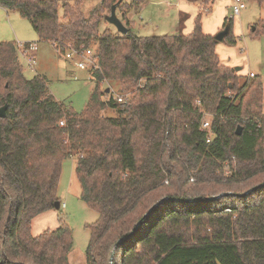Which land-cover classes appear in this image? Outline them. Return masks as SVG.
<instances>
[{
  "label": "trees",
  "instance_id": "16d2710c",
  "mask_svg": "<svg viewBox=\"0 0 264 264\" xmlns=\"http://www.w3.org/2000/svg\"><path fill=\"white\" fill-rule=\"evenodd\" d=\"M119 1L102 0L88 17L83 0L64 3L63 22L58 0H0L63 54L97 44L99 65L76 112L45 77H25L16 42H0V264H70L71 228L60 220L34 237L32 224L60 206L62 164L73 157L81 200L99 217L87 225L88 264H264V83L216 53L236 45L234 19L222 42L204 34L215 0H202L190 35L140 37L129 13L146 0H132L117 7L128 34L101 32ZM250 35H264V21ZM112 82L120 95L105 100Z\"/></svg>",
  "mask_w": 264,
  "mask_h": 264
},
{
  "label": "rangeland",
  "instance_id": "374dc122",
  "mask_svg": "<svg viewBox=\"0 0 264 264\" xmlns=\"http://www.w3.org/2000/svg\"><path fill=\"white\" fill-rule=\"evenodd\" d=\"M83 1L82 12L86 17L102 3V0ZM131 1L120 0L116 5L118 7L122 2L129 3ZM182 1L186 2V0ZM245 1L246 9L242 11L239 17L233 18V33L237 37L236 45L229 46L220 43L218 44L220 46L217 52L224 65L235 69L240 68L238 73L243 77H250L249 73L253 72L257 76H260L264 83V35L259 37L250 35L252 27L258 22L264 21V4L260 5L250 0ZM75 2L76 0H58L59 16L63 22L67 21L63 15V4H74ZM202 5V9L205 8L207 10L208 5L205 6L203 2ZM134 10L137 11L138 9ZM131 11L128 13L129 18L133 19L131 30L134 35L150 37L170 34L168 30L173 25H170V21L168 22L170 27L161 22L162 17L158 14L156 7L149 6L144 10L143 15L136 17ZM116 14L121 20V14L117 13V8ZM110 15L111 12H105L106 17ZM225 17H232L228 0H215L211 5V12L203 15L202 24L205 23V29L211 28L213 30L214 26L223 22ZM123 24L125 25L124 22ZM0 26H3L9 33H13L12 40L23 43H38L37 66H35L34 70L28 67V59L19 55V62L23 67L25 77L28 79H32L35 76L45 77L50 93L56 100L61 102L66 109L82 112L94 88V83L90 79V72L78 69L75 63L69 62L66 59L65 54L56 50L50 43L40 41L31 23L22 18L18 12L6 13L0 10ZM100 29L101 32L105 29H111L116 34H121L113 25L108 24L106 20H103ZM220 32L214 33V37ZM90 48L96 52L97 44H92ZM102 87L104 90L110 91V93L106 94L105 100L120 95V85L118 82L104 83ZM107 115L115 117L112 111H109ZM211 119V115L207 114L204 121H210ZM76 162V157L64 160L58 186L60 207L59 209H54L37 216L33 220L32 234L34 237H37L45 231H54L60 227V220H62L63 224L68 225L73 232V248L70 254V264H88L87 249L90 231L87 225L95 223L99 217L95 211L81 200V186L75 172ZM229 171V168L225 165V173L219 175L227 177ZM164 184L168 185V182L165 181Z\"/></svg>",
  "mask_w": 264,
  "mask_h": 264
},
{
  "label": "crops",
  "instance_id": "0c3cea01",
  "mask_svg": "<svg viewBox=\"0 0 264 264\" xmlns=\"http://www.w3.org/2000/svg\"><path fill=\"white\" fill-rule=\"evenodd\" d=\"M232 0H228V6H230L231 13H232ZM193 5V6H191ZM149 6H153L157 8L158 14L160 17H162L161 22L164 23V25H168V22L170 21V25H173L170 27V31L168 35H190L194 29H195V20L198 17L200 13H202V0H146L141 7L137 11H131L134 16L143 15L144 10L147 9ZM0 10L2 12L8 13L4 8L0 7ZM204 15V14H203ZM159 17V19H160ZM133 18V17H132ZM227 17L223 19V22L218 23L214 26V29H205V23L202 24V31L206 35L214 36V33H218V31H222L224 26V21ZM184 20L183 27L180 26V22ZM203 19V18H202ZM133 21V19H131ZM5 25V24H3ZM0 26V42H19L12 40L13 39V33H9L8 30ZM164 36V35H162ZM23 43V42H20ZM27 43V42H24ZM38 44V43H37ZM220 45H217L216 47V53L218 55L217 49ZM219 56V55H218ZM223 63V62H222ZM226 66V65H225ZM229 67V66H228ZM250 74H254L253 72H250ZM33 226V224H32Z\"/></svg>",
  "mask_w": 264,
  "mask_h": 264
},
{
  "label": "built area",
  "instance_id": "2783aa9c",
  "mask_svg": "<svg viewBox=\"0 0 264 264\" xmlns=\"http://www.w3.org/2000/svg\"><path fill=\"white\" fill-rule=\"evenodd\" d=\"M232 17H239L243 10L246 9V1L245 0H232ZM18 53L21 57L28 59V67L31 70H34L35 66H37V51L38 44L37 43H16ZM65 57L69 62L75 63L78 69L84 71H96L99 69L98 59L96 52L92 49H84L81 48L77 50L73 47H69L67 52L65 53ZM250 77H255L254 74H250ZM118 101L121 103L123 101L122 97H118ZM61 126L64 125L63 122L60 123ZM211 127L210 121H203V129L209 130ZM209 143V141H208ZM65 206V204H64ZM63 206V207H64Z\"/></svg>",
  "mask_w": 264,
  "mask_h": 264
},
{
  "label": "water",
  "instance_id": "95a60500",
  "mask_svg": "<svg viewBox=\"0 0 264 264\" xmlns=\"http://www.w3.org/2000/svg\"><path fill=\"white\" fill-rule=\"evenodd\" d=\"M116 8L117 5H114L112 7L111 15L106 17V21L113 25L122 35H127L128 34V28L123 24V22L117 17L116 14ZM229 33V28L224 29L221 31L215 38L217 41L222 42L223 39L228 35ZM236 71L239 72L240 68H236ZM110 91L107 90L106 93H109ZM6 111H7V106H4L0 109V119H3L6 117ZM238 135L241 134L240 129L237 132ZM59 203H56L55 209H59Z\"/></svg>",
  "mask_w": 264,
  "mask_h": 264
}]
</instances>
